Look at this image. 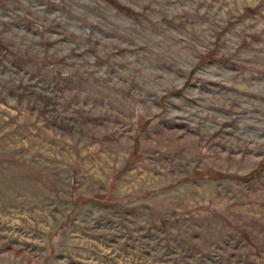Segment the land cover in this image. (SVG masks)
I'll return each instance as SVG.
<instances>
[{"label":"rangeland","instance_id":"1","mask_svg":"<svg viewBox=\"0 0 264 264\" xmlns=\"http://www.w3.org/2000/svg\"><path fill=\"white\" fill-rule=\"evenodd\" d=\"M0 264H264V0H0Z\"/></svg>","mask_w":264,"mask_h":264}]
</instances>
